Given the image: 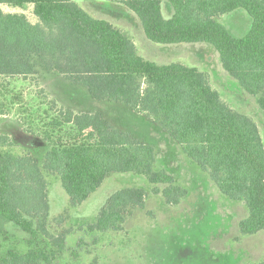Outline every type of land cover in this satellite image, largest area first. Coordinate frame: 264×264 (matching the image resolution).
<instances>
[{"label":"trees","instance_id":"16d2710c","mask_svg":"<svg viewBox=\"0 0 264 264\" xmlns=\"http://www.w3.org/2000/svg\"><path fill=\"white\" fill-rule=\"evenodd\" d=\"M103 1L133 13L153 44L213 48L222 70L246 94L258 97L264 116V0ZM164 3L171 9L169 19L162 14ZM0 5L21 10L31 5L37 20L32 24L23 14L0 9V78L35 82L40 75L58 74L83 87L93 101L121 104L146 117L178 144L222 196L244 205L247 217L238 223L242 236L264 232V145L257 125L230 109L204 73L144 59L119 29L71 0H0ZM236 11L250 20L239 37L218 20ZM37 96L44 99L39 107L18 115L27 114L21 117L26 132L48 145L42 169L30 154L8 151L13 144L0 135V236L7 240L8 227H14L26 236L27 247L24 254L7 250L0 264H52L65 248L63 239H54L45 227L49 206L44 172L59 178L72 207L85 202L113 173H131L164 186L161 194L168 205H178L186 196L163 170H154L152 146L113 128L98 111L75 113L55 98L46 101L43 89ZM20 98L12 96L10 103ZM5 114L0 109V116ZM145 198L141 189L116 192L88 230L120 231L127 211L142 209ZM257 264H264V258Z\"/></svg>","mask_w":264,"mask_h":264},{"label":"rangeland","instance_id":"374dc122","mask_svg":"<svg viewBox=\"0 0 264 264\" xmlns=\"http://www.w3.org/2000/svg\"><path fill=\"white\" fill-rule=\"evenodd\" d=\"M71 1L93 18L119 29L132 40L144 59L157 64L176 62L203 71L230 109L256 123L264 145V116L257 105L258 97L246 94L222 70L213 48L206 44H153L146 41L139 20L125 7L103 0ZM0 9L4 13L23 14L32 24L37 22L31 5L22 10L0 5ZM162 14L164 19L171 17L167 3L163 4ZM219 22L236 37L245 34L250 25L248 16L241 12L220 18ZM41 89L47 94L46 101L55 98L59 105L75 113L98 111L113 128L152 146L154 170H163L174 185L186 191L178 205H168L161 194L164 186L149 184L144 177L131 173H113L85 202L72 207L59 178L44 172L49 206L45 227L54 239L62 238L65 242L63 252L52 264H257L262 261L264 232L250 236L239 233L238 223L247 217L244 205L222 196L171 137L151 120L121 104L93 101L83 87L72 85L58 74L40 75L35 82L0 78V109L6 113L0 116V135L12 142L8 151L14 155L30 154L42 169L48 145L40 136L26 132L21 117L27 118V114L18 115L23 109L35 111L39 107L44 101L37 96ZM12 96H20L21 100L12 105ZM131 188L145 192V205L127 211L120 231L88 230L113 194ZM154 189L159 192L155 193ZM8 231L7 240L0 236V257L11 249L24 254L26 236L11 226Z\"/></svg>","mask_w":264,"mask_h":264},{"label":"crops","instance_id":"0c3cea01","mask_svg":"<svg viewBox=\"0 0 264 264\" xmlns=\"http://www.w3.org/2000/svg\"><path fill=\"white\" fill-rule=\"evenodd\" d=\"M14 9H17V8H14ZM238 12H241V11H236V12H233L232 14H230V15H225V16H221L220 18H227V17H230L231 15H234V14H236V13H238ZM242 14H244L243 12H241ZM219 18V19H220ZM218 19V20H219ZM221 24H223V23H221ZM224 26H225V24H223ZM226 27V26H225ZM227 28V27H226ZM228 29V28H227ZM229 30V29H228ZM230 31V30H229ZM231 33V32H230ZM232 34V33H231ZM144 36V35H143ZM145 38V37H144ZM146 39V38H145ZM147 42H149L148 40H146ZM134 44V43H133ZM149 44V43H148ZM147 46H151V45H147ZM153 47V46H152ZM136 48V47H135ZM154 48V47H153ZM142 57V56H141ZM150 61V60H149ZM152 62H154V61H152ZM171 63H174V62H171ZM176 63V62H175ZM166 64H169V63H166ZM178 64H180V63H178ZM181 65H183V64H181ZM184 66H186V65H184ZM187 67H194V68H196L195 66H190V65H188ZM198 69V68H197ZM199 70V69H198ZM199 71H201V70H199ZM202 73H204L203 71H201ZM215 90V89H214ZM217 91V90H216ZM219 94V93H218ZM220 95V94H219ZM220 98H221V96H220Z\"/></svg>","mask_w":264,"mask_h":264}]
</instances>
